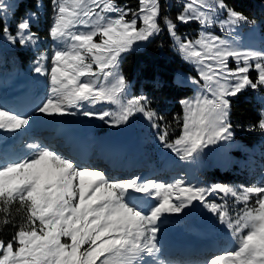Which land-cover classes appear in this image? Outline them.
I'll list each match as a JSON object with an SVG mask.
<instances>
[{
    "label": "snow or ice",
    "instance_id": "6c2138e0",
    "mask_svg": "<svg viewBox=\"0 0 264 264\" xmlns=\"http://www.w3.org/2000/svg\"><path fill=\"white\" fill-rule=\"evenodd\" d=\"M50 3L53 48L50 54L40 52L33 68L48 77L50 94L37 113L75 115L68 109L112 104L115 111L85 110L82 115L117 126L140 113L164 148L181 161H195L209 145L231 140L230 98L249 88L264 90V49H244L233 35L236 26L255 21L226 0H181L174 18L166 14L163 0H138L135 8L118 0ZM35 7H41L39 0ZM10 8L0 0V38L21 48L36 47L40 36L32 25L38 13L25 12L13 32L6 22ZM193 21L200 25L195 38L178 33L177 22ZM217 25L223 35L211 31ZM165 30L196 69V76L188 77L195 94L180 101L182 115L171 122L151 109L146 97L129 96L120 71L122 54ZM31 120L0 108L5 131L25 129ZM252 127L264 132V111ZM26 147L22 158L0 163V264H163L157 260L160 223L165 214L181 213L194 201L216 215L234 240L233 247L205 264H264V178L252 185L208 187L183 179H113L38 141ZM213 195L222 203L210 202Z\"/></svg>",
    "mask_w": 264,
    "mask_h": 264
},
{
    "label": "trees",
    "instance_id": "16d2710c",
    "mask_svg": "<svg viewBox=\"0 0 264 264\" xmlns=\"http://www.w3.org/2000/svg\"><path fill=\"white\" fill-rule=\"evenodd\" d=\"M37 0H16L14 3L8 26L13 31L18 19L25 12H37V19L33 21L32 30L38 32L40 37H48V27L52 16V5L50 0H39L41 7H35ZM123 5L137 7L138 0H118ZM226 2L237 11L242 12L250 19L264 18V0H226ZM166 14L175 17L181 8V0H163ZM178 33L182 36L194 37L197 35V22L182 24L177 22ZM42 42V41H40ZM21 48L18 44L12 47H0V108L11 110L21 115L35 114V109L44 101V90L38 84L33 86L24 85L25 78H30L37 73L33 71L34 60L38 55V49ZM48 64V62H46ZM120 71L126 77L130 92L146 97L149 107L159 115L171 122L172 117L182 115L180 99L190 96L192 89L185 81L178 77L181 72L193 73L191 67L183 62L178 54L171 48L167 31L153 37L142 46L128 53L122 54ZM13 73L17 75L18 81L14 87H9L6 79ZM250 75L255 78V72L251 70ZM10 88L8 91H5ZM3 92V93H2ZM9 92L11 95H9ZM18 92L25 93L17 97ZM230 123L232 125V137L239 142L252 146V165L242 163L219 169L218 166L205 165L200 173L203 176L202 183L206 186L213 184L226 185H252L259 182V172L264 167V132L253 128L264 107V90H243L236 97H231ZM175 128V125H173ZM179 129H175L173 138ZM8 134L9 133H4ZM19 139L13 140L7 145L8 154L0 147V163L22 158L27 154L26 145L33 141L55 148L64 156L70 157L79 165L103 170L113 179L139 176L142 179H153L161 182L168 181L172 177L181 176L183 168L161 163L155 158V154L120 156L109 154L104 151L84 150L83 148L70 144L63 136L53 132L47 126H29L19 133ZM5 139V138H4ZM4 139H0V143ZM20 140V141H19ZM22 147H26L23 149ZM153 159V160H152ZM261 159L258 165L257 160ZM232 203V198H227ZM196 204L199 210L201 203ZM229 206H232L229 204ZM201 211V210H200ZM208 212V211H204ZM196 214L191 217L195 219ZM221 241V237H217ZM198 240V239H197ZM195 240V241H197ZM196 244V242H195ZM197 245V244H196ZM159 252L157 260L172 264H202L208 253H223L229 247H217L212 245H197L188 253L180 247L168 248L165 243L158 244Z\"/></svg>",
    "mask_w": 264,
    "mask_h": 264
},
{
    "label": "rangeland",
    "instance_id": "374dc122",
    "mask_svg": "<svg viewBox=\"0 0 264 264\" xmlns=\"http://www.w3.org/2000/svg\"><path fill=\"white\" fill-rule=\"evenodd\" d=\"M16 0H5V3L11 5L10 10L7 12V20L10 18L11 10ZM3 14H0L2 16ZM52 17V16H51ZM255 24H242L236 26L233 35L237 36L240 46L244 49H264V18L260 17L257 19H252ZM200 30V25L197 23V34ZM15 29L13 30V32ZM217 35H223L220 31L219 26H215L211 29ZM168 34V33H167ZM197 36V35H196ZM191 37V38H195ZM170 39L171 48L178 54L179 58L185 62L189 67H191L193 73L189 71H184L180 73L178 79L180 81L187 82L192 92L190 96L184 97L187 99L195 94V88L190 82L188 77L196 76L195 67L182 58L181 53L178 52L173 44L171 37ZM39 44L37 46L41 47L38 49V54L44 52L47 54L51 53L53 48V41L49 37H40ZM144 42H141L133 50L138 49L142 46ZM12 47L13 44L8 43L6 40L0 38V47ZM34 48V47H31ZM48 61H45V63ZM49 63V62H48ZM254 63V62H253ZM230 66L235 67V61H230ZM253 71H256L253 68ZM17 75L13 73L10 75L6 81L9 87H14L18 81ZM20 76V75H19ZM83 79V78H82ZM38 84L41 90H44V101L49 96V81L46 75L36 74L30 78H25L24 85L33 86ZM7 88L5 91H8ZM3 93V92H2ZM25 93L18 92L17 97H22ZM9 95L10 92H9ZM128 95L129 96H141L139 94L135 95L130 92L128 83ZM1 102L7 101L5 99H0ZM182 108V106H181ZM85 110L91 111H115L116 106L108 104L105 102L89 105L85 103L82 108H70L69 112H75V115H45L40 113L31 114L32 117L30 126H47L53 129V132L57 135L63 136L70 144L78 147L80 145L84 150H95L104 151L109 154H118L120 156L133 155L138 153L140 155L155 154L156 160L161 163L171 164L172 166H180L183 168V172H180L181 176L172 177L164 183L173 182L175 179H183L187 185L208 187L201 181L203 176L200 170L205 166H218L219 169L229 167L233 164L240 165L242 163H248L252 165L251 150L252 146L243 144L235 138L227 141H217L216 144L209 145L206 147L195 161H181L170 149L163 147L161 142L157 139V130L151 127V124L145 117L140 113H135L133 116L129 117V120L125 124L113 126L107 124L104 121L99 120L96 117H86L82 115ZM264 111V107L262 109ZM107 119V118H106ZM29 126H26L28 128ZM22 129V130H26ZM22 130L16 132H8L0 129V139H4L0 143V147L3 149L4 153L8 154L7 145L13 140L19 139V133ZM4 133H9L4 134ZM17 139V140H18ZM20 141V140H19ZM26 149V147H22ZM28 153V151H27ZM153 160V159H152ZM258 165L261 164V159L257 160ZM259 181L264 178V167L259 172ZM157 182H161L155 180ZM175 197L173 196V199ZM209 201H216L217 203H222L221 200L217 198V195L208 197ZM197 204L200 202L196 201ZM229 207H234L231 202H228ZM202 205V204H201ZM201 210V211H200ZM208 211L205 207L198 210L196 204L190 205L188 208L183 210L181 213H170L165 214V218L160 223L159 231L157 233L158 244L165 243L168 245L169 249L173 247H180L181 249H186L189 253L194 246L203 243L205 246H223L224 248H231L234 245V240L231 232L220 223L216 215ZM196 214L195 219H191L192 216ZM217 237H221V241H217ZM198 239V240H197ZM197 240V241H195ZM196 242V244H195ZM217 254H221V252ZM216 254L208 253L206 255L205 261L209 260ZM148 259V258H146ZM205 261L202 264H205ZM163 264H172L163 262Z\"/></svg>",
    "mask_w": 264,
    "mask_h": 264
}]
</instances>
